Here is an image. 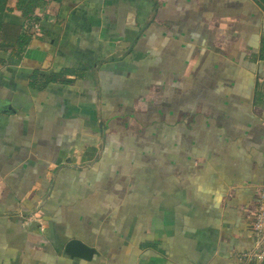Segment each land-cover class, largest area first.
<instances>
[{
  "label": "crops",
  "instance_id": "crops-1",
  "mask_svg": "<svg viewBox=\"0 0 264 264\" xmlns=\"http://www.w3.org/2000/svg\"><path fill=\"white\" fill-rule=\"evenodd\" d=\"M2 101L0 264H264L252 0H7Z\"/></svg>",
  "mask_w": 264,
  "mask_h": 264
},
{
  "label": "built area",
  "instance_id": "built-area-1",
  "mask_svg": "<svg viewBox=\"0 0 264 264\" xmlns=\"http://www.w3.org/2000/svg\"><path fill=\"white\" fill-rule=\"evenodd\" d=\"M250 229L254 245L249 250L241 252L238 257L244 263H262L264 262V188L259 192Z\"/></svg>",
  "mask_w": 264,
  "mask_h": 264
},
{
  "label": "water",
  "instance_id": "water-1",
  "mask_svg": "<svg viewBox=\"0 0 264 264\" xmlns=\"http://www.w3.org/2000/svg\"><path fill=\"white\" fill-rule=\"evenodd\" d=\"M264 12V0H252ZM12 109L8 102H0V112L9 113ZM64 253L70 257H78L84 260H91L97 253L96 249L88 246L77 239L69 240L64 249Z\"/></svg>",
  "mask_w": 264,
  "mask_h": 264
},
{
  "label": "trees",
  "instance_id": "trees-1",
  "mask_svg": "<svg viewBox=\"0 0 264 264\" xmlns=\"http://www.w3.org/2000/svg\"><path fill=\"white\" fill-rule=\"evenodd\" d=\"M6 2H7V0H0V17H1L2 11H4V9H5ZM23 12L26 13L25 11H23Z\"/></svg>",
  "mask_w": 264,
  "mask_h": 264
}]
</instances>
